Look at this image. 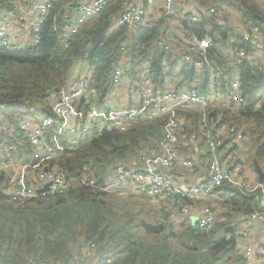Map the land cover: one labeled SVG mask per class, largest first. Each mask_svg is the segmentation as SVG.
<instances>
[{"label":"trees","instance_id":"1","mask_svg":"<svg viewBox=\"0 0 264 264\" xmlns=\"http://www.w3.org/2000/svg\"><path fill=\"white\" fill-rule=\"evenodd\" d=\"M68 1L74 0L55 1L35 47H0V164L7 158L5 146L9 147L12 158L36 163L33 154L37 148L30 143L28 132L21 130L18 121L37 113L53 116L55 94L66 85L78 59L87 61L92 69L83 94L74 105L76 118L83 122L93 108L107 112L108 97L114 90L111 73L121 65L122 57L128 61L132 77L137 75L141 64L149 63L154 81L161 86L180 89L201 81L204 89L207 82V66L198 71L172 53L154 49L159 25L145 24L134 32H127L126 26H116L122 0H109L105 10L80 32L65 34L60 24L63 5ZM192 1L213 5L217 11L214 18L237 23L245 33H251L256 27L262 49H257L260 57L254 61L246 56L237 58L234 48L247 54L256 51L254 43L244 41L239 32L222 31L213 18L191 24L192 32L206 35L214 43L208 51L211 65L221 67L228 74L220 94H228V86L235 76L243 101L237 105L227 102L228 105L220 107L208 106L205 121L196 108L184 111L179 149L186 151V143L194 139L202 144L207 125L217 129L234 124L244 127L249 150L264 169V3L261 6L257 0ZM11 5V0H0V10ZM177 6L180 8L181 4ZM221 40L226 44L223 48L219 46ZM122 44L127 48L125 54L120 51ZM226 47L232 49L234 63L229 62ZM166 120L164 116L145 117L125 128L105 120L98 134L75 147L60 144L51 127L47 132L51 153L43 163L64 175H75L83 165L103 175L112 164L128 165L141 151L158 144ZM118 195L107 198L91 188H75L45 200L34 198L23 204H12L0 189V201L7 204L0 206V259L18 258L19 264H28L26 259L32 258L36 263L56 264L69 259L83 239L99 244L111 257V264H247L237 254L236 231L231 223L237 216L252 212L253 194L246 196L229 184L218 188L214 207L216 221L210 231L192 227L185 218L167 219L155 205L146 212L153 217L152 221L139 220L111 199ZM89 259L92 264H100V256L92 255Z\"/></svg>","mask_w":264,"mask_h":264},{"label":"built area","instance_id":"2","mask_svg":"<svg viewBox=\"0 0 264 264\" xmlns=\"http://www.w3.org/2000/svg\"><path fill=\"white\" fill-rule=\"evenodd\" d=\"M55 1L11 0L22 12L27 30L23 38L14 39L9 31L15 11L12 8L1 11L0 47L23 49L36 45L40 40L41 27ZM108 3L109 0H74L64 3L61 30L65 34L80 32L86 23L105 10ZM177 3L181 4L180 8ZM214 14H217V11L213 5H201L192 0H122L115 20L116 26H126L127 32H134L145 24L159 25V36L154 42V49L170 52L198 71L207 66L209 72L204 89L201 81L180 89L170 85L161 86L154 81L149 63L141 64L137 75L132 77L128 61L123 58L121 65L115 67L111 73V85L114 89L122 85L126 88L128 86L137 104L109 105L107 112L102 111L100 114L101 118L93 108L87 118H99V121L91 120L94 126L111 120L125 128L140 118L164 116L167 120L163 125L162 139L158 144H151L148 149L138 154L139 164L135 167L116 162L100 175L93 167L83 165L75 175H64L55 167L49 168L43 162L51 153L47 141L48 130L55 121L77 115L74 105L87 85L86 77L68 79L66 85L55 94L52 104L53 116L44 117L37 113L31 118L18 121L21 130L28 132L30 143L37 148L33 154L36 163L12 158L8 153L9 147L4 148L7 158L0 164V189L7 195L8 200L12 204H23L34 198L45 200L60 196L75 188H91L107 197L128 192L153 199L157 210L167 219L185 218L192 227L210 231L216 221L214 207L218 199V188L227 182L246 196L255 193L254 188L250 190L244 183L241 175V156L238 157L236 153L241 142L247 139L245 129L234 124L217 129L207 125L203 147L204 152L209 153L211 157L207 161L205 177L183 183L174 173L180 168L192 171L195 167L192 152L188 148L186 151L179 149L184 131L182 113L196 108L202 112L205 121L208 106L218 104L221 100L224 101L223 105H227V102L237 105L243 101L235 76L228 86V94H220L228 74L221 67L211 65L208 51L214 47V43L208 36L192 32L191 24L202 22L203 18H213L220 24L222 31L239 32L244 41L254 43L256 51L247 54L240 48H234L237 58L246 56L254 61L260 57L257 49H262V43L256 35V27H253L251 33H245L239 24L225 23L222 17L214 18ZM126 49V45L122 44L121 53L125 54ZM124 79L128 80L127 84L123 82ZM86 133H91V129L87 128ZM219 150L225 154L223 160L233 159L236 163L225 165L223 160L217 157ZM39 189L41 191H38ZM254 197V207L252 212L245 214V221L252 224L259 221L264 224V196ZM235 231L237 254L244 258L247 264H264V235L254 241L247 225ZM227 238L229 239L230 235H227ZM77 248L69 259L56 264H88L92 255L100 256V264L112 263L109 254L95 241L80 239ZM26 261L28 264H47L43 261L36 263L32 258H27ZM19 262L18 258L0 259V264Z\"/></svg>","mask_w":264,"mask_h":264},{"label":"crops","instance_id":"3","mask_svg":"<svg viewBox=\"0 0 264 264\" xmlns=\"http://www.w3.org/2000/svg\"><path fill=\"white\" fill-rule=\"evenodd\" d=\"M12 4L13 5H11V6H6V7L1 8L0 12L5 10V9H7V8H12L15 11V13L13 15V18L11 19L10 31L9 32H10L11 36L14 37V39L16 37H22L23 38L24 34H25V31L27 30V23H26V21H24L23 15H22V12L20 11V9H18L17 6H15L14 2ZM224 20L226 21V18ZM75 70L76 69L72 68L69 80L77 78V77H82L81 75L76 76L75 75ZM121 88H123V90L120 91V92H114V90H115L114 89L113 92L110 93V95L108 97V104L109 105H115V106H120V105L134 106V105H136L137 102L135 101V99L131 95V92L128 89V86H127V88H126V86L125 87H121ZM113 95H115V96L123 95L125 102L122 103V104L112 102V100L114 99ZM223 104H224V101L221 100L218 104H212L211 107H220ZM94 109L96 110V113H97V115L99 117H100V114L103 113L102 111H104L102 109H97V108H94ZM40 110L41 109H39V111ZM92 119H95L96 121H99L98 117L91 118V120ZM99 125L100 126H94L93 123L90 122V125L88 127H85L83 130H81V129H79V124L77 122L76 116H73V117L61 118L60 120L55 121L53 123V125H52V129L54 131L55 137L58 136V140L61 142L60 144L63 143V144L68 145L70 147H75V146H78L79 144H81L83 142L88 141L90 138H92L94 135H96L98 132H100V129L103 127L104 123L102 122ZM75 127H76V129H75ZM77 127L79 129L78 132L76 131ZM87 128L91 129V133H86V129ZM186 145H187L188 150L190 152H192V154H193L192 159L194 161V164H195L194 166L195 167H194V169L192 171H187V170H184L182 168L177 169L176 171H174L175 175H177L178 179L181 182H183V183L194 182L195 180L199 179L200 177H205L206 172H207V161L211 157V155L209 156V154H206L207 153L206 151L204 152L203 143L200 144L201 147H199L200 150L202 149V152L201 153H199V152L197 153L198 155L201 154L203 156L199 160L196 159V152L194 151V141L191 142L190 144L186 143ZM245 146H246L245 142L242 141L240 146L236 150V153H237L238 157H240V156L242 157V154L245 153L248 150L247 148H245ZM217 157L220 160H223L225 158V154L221 150H219L217 152ZM241 157H240V160H241V163L243 165V161L244 160ZM223 162L225 163V165L230 166V165L235 164L236 160L229 159L228 161L227 160H223ZM138 164L139 163H138V154H137V157L134 160H132L131 163L128 164V166L135 167ZM241 175H242V178L244 180V183L247 186H249V189L252 190L254 188V192L255 193H253V194L255 196H261V197L264 196V184H260L258 182L256 174H254V178L249 177L248 173L244 174V168H243V172L241 173ZM224 184H229V183L226 182ZM233 187H235V186H233ZM257 191L260 192V195L256 193ZM217 201H218V199H217ZM216 203L217 202H215V204ZM245 216L246 215L237 216L236 221L231 223V225L235 224L236 230H239V229H241V227L239 226V221H241L242 222V226L247 225V227L251 231L253 240L255 241V238H254V233H255L254 224L249 223V222L246 223ZM262 229H264V228H262ZM262 229L259 232V237L260 238L264 235V232L261 235ZM90 264H92V263H90Z\"/></svg>","mask_w":264,"mask_h":264},{"label":"rangeland","instance_id":"4","mask_svg":"<svg viewBox=\"0 0 264 264\" xmlns=\"http://www.w3.org/2000/svg\"><path fill=\"white\" fill-rule=\"evenodd\" d=\"M257 2L259 3V5L263 6V3H264L263 0H257ZM219 46L223 48L226 46V44H225V42H223V40H221V43L219 44ZM226 49L227 50H225V51H226V54L228 55L229 62L234 63L236 61V58L234 57V55H232V52H233L232 49H230L228 47H226ZM122 62H123V57L121 58V63ZM73 69H76L75 70L76 76L81 75L82 77H86V78H88L90 76L91 71H92V69L89 66V64L87 63V61H84L81 59H78L74 62ZM123 82L124 83L126 82V84H127L128 80L124 79ZM121 87H123V85L120 86L119 88H116L114 90V92L122 91L123 88H121ZM113 96H114V99L112 100V102L120 103V104L125 102L123 95H121V96L113 95ZM77 122L79 124V129L83 130L85 127H88L90 125L91 119L86 118L83 122V121H81V119L77 118ZM75 129H76V127H75ZM79 129L77 127L76 131L78 132ZM193 141H194V151L196 152V159L199 160L203 157L201 154L200 155L197 154L198 152L199 153L202 152V149L201 150L199 149V147H201V145H200V142L198 139H194V140L190 141L189 144ZM244 142L246 145L245 148L248 149V150L246 149L247 151L245 153H243L242 157H241L244 160L243 165H242L244 168V174L248 173L249 177L254 178V174H256V173H255L254 168L252 166V154H251V151L249 150V143H246V139ZM207 154H209V153H207ZM111 199L114 200L120 208L135 214V216L139 220H144L147 222L153 220V217L150 218V216L146 213V212H148V210L155 208V206H154L155 201L153 199H151L150 197L143 198L139 195H135V194L126 192V193H122L118 196L112 197ZM6 205L7 204L5 201H0V206H6ZM156 210H157V208H156ZM155 218H157V219L159 218L158 213L156 211H155ZM192 218L193 217H191V221L194 222V220ZM157 223H159L158 220H157ZM136 224L137 223L135 222L133 227ZM239 226L242 227L241 221H239ZM175 229L179 231V227H175ZM136 231L138 233H140L141 235H143V233L141 231H139L138 229H136ZM263 232H264V229H262L261 235L263 234Z\"/></svg>","mask_w":264,"mask_h":264},{"label":"water","instance_id":"5","mask_svg":"<svg viewBox=\"0 0 264 264\" xmlns=\"http://www.w3.org/2000/svg\"><path fill=\"white\" fill-rule=\"evenodd\" d=\"M35 46L36 45H33L32 47H35ZM252 165L256 173L258 182L260 184H264V169L260 166V164L258 163L254 155H252ZM44 170H46V168H44ZM38 191H41V190L39 189ZM231 228L235 231L236 230L235 224L231 225ZM254 228H255L254 238L255 240H258L259 232L262 228H264V224L259 221H255Z\"/></svg>","mask_w":264,"mask_h":264}]
</instances>
